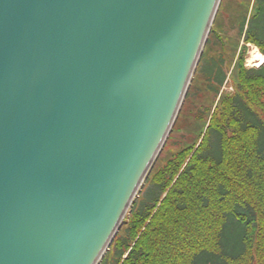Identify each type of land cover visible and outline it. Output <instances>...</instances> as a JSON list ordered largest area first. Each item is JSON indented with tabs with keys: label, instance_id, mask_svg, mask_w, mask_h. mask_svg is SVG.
<instances>
[{
	"label": "water",
	"instance_id": "95a60500",
	"mask_svg": "<svg viewBox=\"0 0 264 264\" xmlns=\"http://www.w3.org/2000/svg\"><path fill=\"white\" fill-rule=\"evenodd\" d=\"M220 0H0V264H100Z\"/></svg>",
	"mask_w": 264,
	"mask_h": 264
},
{
	"label": "trees",
	"instance_id": "16d2710c",
	"mask_svg": "<svg viewBox=\"0 0 264 264\" xmlns=\"http://www.w3.org/2000/svg\"><path fill=\"white\" fill-rule=\"evenodd\" d=\"M239 23L264 55V0ZM201 60L207 89L227 76L223 58ZM199 141L148 176L100 264H264V64L238 61ZM111 250V252H110Z\"/></svg>",
	"mask_w": 264,
	"mask_h": 264
},
{
	"label": "rangeland",
	"instance_id": "374dc122",
	"mask_svg": "<svg viewBox=\"0 0 264 264\" xmlns=\"http://www.w3.org/2000/svg\"><path fill=\"white\" fill-rule=\"evenodd\" d=\"M254 8V0H220L200 59L180 104L174 124L149 175L161 167L174 153L199 141L200 133L221 95L232 94L235 90L238 61L242 62L244 67H256L250 60L251 53L254 48L258 51L259 49L254 44L244 42L239 31L240 21L243 17L248 18ZM219 57L223 58V68L227 78L215 93L207 89L206 77L199 71V66L201 60H205L204 64L206 65L209 59L217 60ZM124 228L125 225L120 227L119 234H123Z\"/></svg>",
	"mask_w": 264,
	"mask_h": 264
},
{
	"label": "bare ground",
	"instance_id": "6f19581e",
	"mask_svg": "<svg viewBox=\"0 0 264 264\" xmlns=\"http://www.w3.org/2000/svg\"><path fill=\"white\" fill-rule=\"evenodd\" d=\"M250 60L254 66H258L264 62V55L261 52H259L256 48H254V50L251 53Z\"/></svg>",
	"mask_w": 264,
	"mask_h": 264
}]
</instances>
